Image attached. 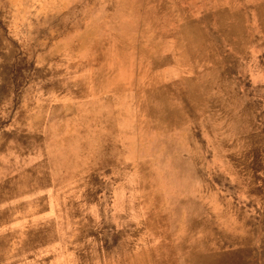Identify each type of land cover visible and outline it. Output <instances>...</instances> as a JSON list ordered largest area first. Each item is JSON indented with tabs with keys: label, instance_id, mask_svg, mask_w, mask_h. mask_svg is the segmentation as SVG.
Segmentation results:
<instances>
[{
	"label": "rangeland",
	"instance_id": "obj_1",
	"mask_svg": "<svg viewBox=\"0 0 264 264\" xmlns=\"http://www.w3.org/2000/svg\"><path fill=\"white\" fill-rule=\"evenodd\" d=\"M11 219L0 264H264V0H0Z\"/></svg>",
	"mask_w": 264,
	"mask_h": 264
},
{
	"label": "crops",
	"instance_id": "obj_2",
	"mask_svg": "<svg viewBox=\"0 0 264 264\" xmlns=\"http://www.w3.org/2000/svg\"><path fill=\"white\" fill-rule=\"evenodd\" d=\"M70 1H75V0H62V2L64 3V2H66V3H69ZM17 124L16 123H14L13 124V127H15ZM17 130H19V129H14V131L15 132H17ZM24 131L25 130H23V134H22V136L20 135V136H18V134H16V135H14V137L17 139V138H20V137H22V142L24 143L25 141H27L28 142V145H29V140H30V132H29V130H28V133L25 135L24 134ZM23 155H25V153H24V150H23ZM25 191L23 190L22 191V194H20V195H25V193H24ZM18 193H20V192H18ZM16 221H19V219L18 220H15V219H11V220H6V221H2L3 222V224L2 225H0V226H3V227H6V226H10V227H13V226H16L17 224H15L16 223ZM7 236L8 237H12L13 235H14V230H11V229H8L7 230Z\"/></svg>",
	"mask_w": 264,
	"mask_h": 264
},
{
	"label": "bare ground",
	"instance_id": "obj_3",
	"mask_svg": "<svg viewBox=\"0 0 264 264\" xmlns=\"http://www.w3.org/2000/svg\"><path fill=\"white\" fill-rule=\"evenodd\" d=\"M20 5V4H19ZM262 20V19H261ZM188 21V20H187ZM227 66V65H226ZM246 107V106H245ZM232 160V159H231ZM244 165V164H243ZM193 226H194V222H193V224H192ZM196 226V225H195ZM205 257V256H204ZM212 259H214L212 256H208V257H206L205 258V260H206V262L208 263V264H211V262L213 261ZM195 261V264H201L200 262H199V259L198 260H194ZM216 264H218V262L216 263Z\"/></svg>",
	"mask_w": 264,
	"mask_h": 264
}]
</instances>
